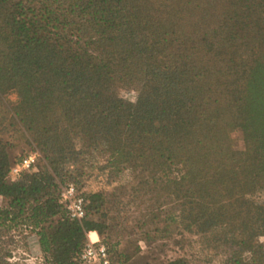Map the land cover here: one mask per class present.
<instances>
[{
  "label": "trees",
  "instance_id": "16d2710c",
  "mask_svg": "<svg viewBox=\"0 0 264 264\" xmlns=\"http://www.w3.org/2000/svg\"><path fill=\"white\" fill-rule=\"evenodd\" d=\"M12 92L38 158L12 179L0 135V226L35 234L46 264H81L109 228L101 192L81 220L61 200L81 161L130 170L222 264H264V205L244 198L264 190V0H0V125Z\"/></svg>",
  "mask_w": 264,
  "mask_h": 264
},
{
  "label": "rangeland",
  "instance_id": "374dc122",
  "mask_svg": "<svg viewBox=\"0 0 264 264\" xmlns=\"http://www.w3.org/2000/svg\"><path fill=\"white\" fill-rule=\"evenodd\" d=\"M120 94L133 101L136 91L123 89ZM16 101L17 95L14 92L3 98L5 113L0 125V135L10 141L11 155L18 159L38 150L32 137L13 115L11 108ZM232 145L235 149L244 148L239 133L234 137ZM79 167L85 171L77 178L79 181L74 183L77 191L81 195L101 192L105 196L101 212L91 215V218L109 225L103 241L100 236L99 238L112 247L111 255L115 262L166 264L177 257H184L193 264H222L226 255L214 248L209 238L171 222L168 214L175 208L170 203L159 207L154 202L152 190L149 187L141 189L130 170L113 174L99 166L88 168L82 161L79 162ZM70 182L73 183L69 180L62 184L60 191ZM244 198L264 205V190H247ZM152 213L159 218L150 222ZM92 237L96 239L97 234H92ZM256 240L264 244L263 236ZM0 264H46L37 236L23 229L0 226Z\"/></svg>",
  "mask_w": 264,
  "mask_h": 264
},
{
  "label": "built area",
  "instance_id": "2783aa9c",
  "mask_svg": "<svg viewBox=\"0 0 264 264\" xmlns=\"http://www.w3.org/2000/svg\"><path fill=\"white\" fill-rule=\"evenodd\" d=\"M38 153L36 151L29 152L19 158V160L11 167L10 176L15 179L24 170L34 168ZM61 200L65 203L69 216L76 220H81L85 216L84 198L77 191L74 183H67L60 191ZM87 233V242L79 253V261L81 264H115L108 253L107 246L103 243L97 233V238L92 239Z\"/></svg>",
  "mask_w": 264,
  "mask_h": 264
},
{
  "label": "bare ground",
  "instance_id": "6f19581e",
  "mask_svg": "<svg viewBox=\"0 0 264 264\" xmlns=\"http://www.w3.org/2000/svg\"><path fill=\"white\" fill-rule=\"evenodd\" d=\"M92 234H97V233L95 231L89 233L90 237L94 240V238L92 237Z\"/></svg>",
  "mask_w": 264,
  "mask_h": 264
},
{
  "label": "crops",
  "instance_id": "0c3cea01",
  "mask_svg": "<svg viewBox=\"0 0 264 264\" xmlns=\"http://www.w3.org/2000/svg\"><path fill=\"white\" fill-rule=\"evenodd\" d=\"M94 231V230H93ZM93 231H91V232H93ZM96 232V231H95Z\"/></svg>",
  "mask_w": 264,
  "mask_h": 264
}]
</instances>
